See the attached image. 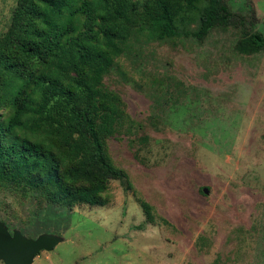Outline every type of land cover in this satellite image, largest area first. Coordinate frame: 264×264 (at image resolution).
<instances>
[{"label":"rangeland","instance_id":"1","mask_svg":"<svg viewBox=\"0 0 264 264\" xmlns=\"http://www.w3.org/2000/svg\"><path fill=\"white\" fill-rule=\"evenodd\" d=\"M226 1L253 9L264 34V0ZM16 2L0 0V37ZM237 39L229 28L131 40L104 77L128 116L107 139L122 174L108 201L45 216L44 203L0 191L17 201L0 220L63 236L32 264H264V50L241 54Z\"/></svg>","mask_w":264,"mask_h":264},{"label":"trees","instance_id":"2","mask_svg":"<svg viewBox=\"0 0 264 264\" xmlns=\"http://www.w3.org/2000/svg\"><path fill=\"white\" fill-rule=\"evenodd\" d=\"M229 28L239 53L264 50L254 10L226 0H17L0 37V191L44 203L36 214L45 216L104 205L109 182L122 177L107 139L128 117L104 77L132 39L202 41ZM7 199L6 211L17 204ZM141 207L155 223L152 206Z\"/></svg>","mask_w":264,"mask_h":264},{"label":"water","instance_id":"3","mask_svg":"<svg viewBox=\"0 0 264 264\" xmlns=\"http://www.w3.org/2000/svg\"><path fill=\"white\" fill-rule=\"evenodd\" d=\"M62 240L63 236L48 232L29 237L19 228L10 230L0 220V261L4 264H32L40 251H50Z\"/></svg>","mask_w":264,"mask_h":264}]
</instances>
